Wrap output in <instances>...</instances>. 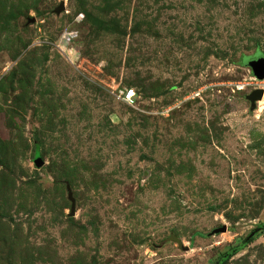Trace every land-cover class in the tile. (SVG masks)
<instances>
[{"label":"rangeland","instance_id":"374dc122","mask_svg":"<svg viewBox=\"0 0 264 264\" xmlns=\"http://www.w3.org/2000/svg\"><path fill=\"white\" fill-rule=\"evenodd\" d=\"M258 51L264 0H0V264H264Z\"/></svg>","mask_w":264,"mask_h":264},{"label":"water","instance_id":"95a60500","mask_svg":"<svg viewBox=\"0 0 264 264\" xmlns=\"http://www.w3.org/2000/svg\"><path fill=\"white\" fill-rule=\"evenodd\" d=\"M244 63L250 66L258 79H264V52L258 51L255 55L247 56ZM247 98L251 101L252 107L256 108L257 102L264 98V88L254 89ZM43 161H39L42 165ZM75 213V204H73L72 214Z\"/></svg>","mask_w":264,"mask_h":264},{"label":"trees","instance_id":"16d2710c","mask_svg":"<svg viewBox=\"0 0 264 264\" xmlns=\"http://www.w3.org/2000/svg\"><path fill=\"white\" fill-rule=\"evenodd\" d=\"M254 238H255V237H254ZM254 238H253L252 236H249V237L247 238V240L252 241ZM235 250H236V249H233L232 251H231V250L227 251V252L222 256V258L220 259L221 261H218L217 264H223V263L226 262L228 259H230V258L233 256V254L236 252Z\"/></svg>","mask_w":264,"mask_h":264},{"label":"built area","instance_id":"2783aa9c","mask_svg":"<svg viewBox=\"0 0 264 264\" xmlns=\"http://www.w3.org/2000/svg\"><path fill=\"white\" fill-rule=\"evenodd\" d=\"M243 86H241V88H243ZM134 97H135V89H130L127 94L125 95V100L126 101H133L134 100Z\"/></svg>","mask_w":264,"mask_h":264},{"label":"bare ground","instance_id":"6f19581e","mask_svg":"<svg viewBox=\"0 0 264 264\" xmlns=\"http://www.w3.org/2000/svg\"><path fill=\"white\" fill-rule=\"evenodd\" d=\"M261 103H263L264 104V98L261 100ZM263 107V106H262Z\"/></svg>","mask_w":264,"mask_h":264}]
</instances>
